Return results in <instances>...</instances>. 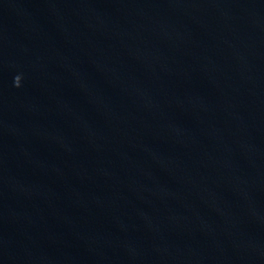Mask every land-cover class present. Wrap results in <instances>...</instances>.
I'll return each mask as SVG.
<instances>
[{"label": "water", "instance_id": "water-1", "mask_svg": "<svg viewBox=\"0 0 264 264\" xmlns=\"http://www.w3.org/2000/svg\"><path fill=\"white\" fill-rule=\"evenodd\" d=\"M0 238L264 264V0H0Z\"/></svg>", "mask_w": 264, "mask_h": 264}]
</instances>
